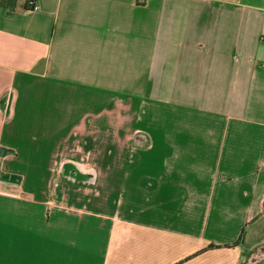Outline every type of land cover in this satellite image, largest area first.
<instances>
[{
    "label": "crops",
    "instance_id": "0c3cea01",
    "mask_svg": "<svg viewBox=\"0 0 264 264\" xmlns=\"http://www.w3.org/2000/svg\"><path fill=\"white\" fill-rule=\"evenodd\" d=\"M261 249L264 0H0V264Z\"/></svg>",
    "mask_w": 264,
    "mask_h": 264
},
{
    "label": "water",
    "instance_id": "95a60500",
    "mask_svg": "<svg viewBox=\"0 0 264 264\" xmlns=\"http://www.w3.org/2000/svg\"><path fill=\"white\" fill-rule=\"evenodd\" d=\"M262 259H263V257L260 258L257 254H255V255L251 258L249 264H257V263L260 262Z\"/></svg>",
    "mask_w": 264,
    "mask_h": 264
},
{
    "label": "flooded vegetation",
    "instance_id": "af4514ba",
    "mask_svg": "<svg viewBox=\"0 0 264 264\" xmlns=\"http://www.w3.org/2000/svg\"><path fill=\"white\" fill-rule=\"evenodd\" d=\"M260 258L264 257V250L261 249L256 253Z\"/></svg>",
    "mask_w": 264,
    "mask_h": 264
},
{
    "label": "built area",
    "instance_id": "2783aa9c",
    "mask_svg": "<svg viewBox=\"0 0 264 264\" xmlns=\"http://www.w3.org/2000/svg\"><path fill=\"white\" fill-rule=\"evenodd\" d=\"M146 0H139V2L144 3ZM31 3H34L33 1H31Z\"/></svg>",
    "mask_w": 264,
    "mask_h": 264
}]
</instances>
